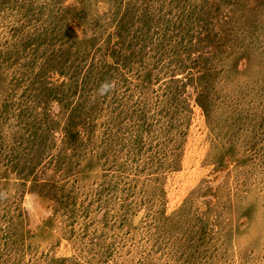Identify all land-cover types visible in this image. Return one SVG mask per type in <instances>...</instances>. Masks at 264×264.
I'll return each instance as SVG.
<instances>
[{
	"label": "rangeland",
	"instance_id": "rangeland-1",
	"mask_svg": "<svg viewBox=\"0 0 264 264\" xmlns=\"http://www.w3.org/2000/svg\"><path fill=\"white\" fill-rule=\"evenodd\" d=\"M0 264H264V0H0Z\"/></svg>",
	"mask_w": 264,
	"mask_h": 264
},
{
	"label": "trees",
	"instance_id": "trees-1",
	"mask_svg": "<svg viewBox=\"0 0 264 264\" xmlns=\"http://www.w3.org/2000/svg\"><path fill=\"white\" fill-rule=\"evenodd\" d=\"M39 126L37 125L36 123V130H38ZM69 136H71L72 140H75L76 139V135H75V132H72L71 134H69ZM70 138V139H71Z\"/></svg>",
	"mask_w": 264,
	"mask_h": 264
}]
</instances>
